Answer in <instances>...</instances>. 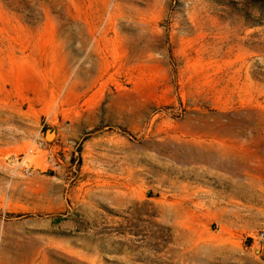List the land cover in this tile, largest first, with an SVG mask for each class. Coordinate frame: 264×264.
Masks as SVG:
<instances>
[{
  "label": "rangeland",
  "instance_id": "1",
  "mask_svg": "<svg viewBox=\"0 0 264 264\" xmlns=\"http://www.w3.org/2000/svg\"><path fill=\"white\" fill-rule=\"evenodd\" d=\"M261 229L264 0H0V264H264Z\"/></svg>",
  "mask_w": 264,
  "mask_h": 264
},
{
  "label": "built area",
  "instance_id": "2",
  "mask_svg": "<svg viewBox=\"0 0 264 264\" xmlns=\"http://www.w3.org/2000/svg\"><path fill=\"white\" fill-rule=\"evenodd\" d=\"M26 171L30 172V168H27ZM249 239L251 241H257V240H261L264 241V229H261L260 231H258L255 235H250Z\"/></svg>",
  "mask_w": 264,
  "mask_h": 264
},
{
  "label": "water",
  "instance_id": "3",
  "mask_svg": "<svg viewBox=\"0 0 264 264\" xmlns=\"http://www.w3.org/2000/svg\"><path fill=\"white\" fill-rule=\"evenodd\" d=\"M50 134H52V133H50ZM50 137H51V135H48V134H47V138H50Z\"/></svg>",
  "mask_w": 264,
  "mask_h": 264
},
{
  "label": "trees",
  "instance_id": "4",
  "mask_svg": "<svg viewBox=\"0 0 264 264\" xmlns=\"http://www.w3.org/2000/svg\"><path fill=\"white\" fill-rule=\"evenodd\" d=\"M80 159V158H79Z\"/></svg>",
  "mask_w": 264,
  "mask_h": 264
}]
</instances>
